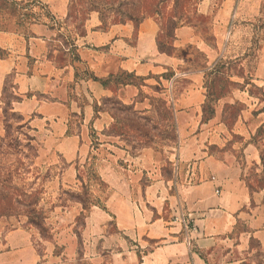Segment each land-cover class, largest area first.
Here are the masks:
<instances>
[{"label":"rangeland","instance_id":"rangeland-1","mask_svg":"<svg viewBox=\"0 0 264 264\" xmlns=\"http://www.w3.org/2000/svg\"><path fill=\"white\" fill-rule=\"evenodd\" d=\"M235 9L240 14L231 22ZM146 18L157 22L158 49L166 53L173 52L176 21L177 25L193 24L200 36L212 43V22H226L229 18L232 35L227 33L224 57L212 71L205 73L207 98L201 122L207 125L196 132L204 141L206 154L234 157L246 185L255 192V199L264 204V115H258L264 110V88L251 81L252 76L264 75V0H0V35L15 36V50L21 51L24 38L48 34L50 40L46 46L50 57L59 64L77 62L76 77L88 76L107 89L105 94L95 91L90 106L94 119L102 112L109 120V125L104 127L102 123L94 125L92 118L86 123L89 153L80 161L68 162L52 147L45 148V132L41 129L37 133L36 128L39 114L26 118L13 110L12 104L20 100L11 67L16 58L7 47L0 46V234L14 228H28L38 250L57 236L64 243L55 245L54 253L68 246L69 251L81 256L87 245L84 225L88 211L91 206L102 208L111 196L110 184L100 174L108 169L104 162L108 157L107 149L100 146L103 140L120 144L129 157L151 148L159 171L164 176L172 173L174 167L169 156L177 153V120L165 99V89L157 84L142 88L137 98L143 104L135 107L134 103H124L117 95L118 89L125 85L123 83L138 84L141 78L126 71L101 78L87 74L82 60L87 53L77 45L92 19L99 22L98 29L117 23H129L135 29ZM134 38L135 30L126 41L132 44ZM2 40L5 43V39ZM176 54L188 55L193 66L203 64V54L192 46L180 48ZM28 58L30 62L33 59ZM233 74L245 80L232 81ZM237 89H245L254 104L252 107L247 108L234 97ZM36 95L50 99L43 94ZM70 96V104L73 99L75 104L72 112L71 106L68 107L67 133H76L83 122L87 101L84 94ZM40 125L44 126L43 122ZM214 140H219L220 146L208 144ZM148 159L142 158L143 165L138 166L144 168ZM118 164L119 160L113 166L117 172L121 170ZM187 168L195 173L198 165L182 166V170ZM204 176L208 179L210 173ZM144 179L142 176L139 182L143 183ZM111 181V189L121 183L118 177ZM257 214L264 225V205ZM104 229L113 232L112 221H108ZM249 229L238 221L231 233L207 246L212 255L210 260L244 257L242 264H262L264 247L253 236L244 234ZM231 248L233 252L225 257ZM77 259L64 264H88L84 259Z\"/></svg>","mask_w":264,"mask_h":264},{"label":"crops","instance_id":"crops-1","mask_svg":"<svg viewBox=\"0 0 264 264\" xmlns=\"http://www.w3.org/2000/svg\"><path fill=\"white\" fill-rule=\"evenodd\" d=\"M239 14L235 9L231 22ZM231 22L229 18L226 22H212V43L200 36L193 24H179L173 31V52L166 53L158 49L159 27L152 18L143 19L135 29L129 23L98 29L99 22L90 21L85 34L77 40L81 51L87 53L86 58L81 57L87 74L101 78L126 71L141 78L140 83L122 85L117 91L124 103H134L135 107L143 104L137 98L142 88L157 84L165 89V99L172 106L177 120V153L169 156L173 171L169 176L159 171L151 148L129 157L120 144L103 140L100 146L107 149L108 157L104 162L108 169L100 174L110 184L111 196L102 208L90 207L84 225L87 245L81 256L76 251H69L68 246L62 252L54 253L55 245L64 243L57 236L52 242L44 243L40 251L34 244L30 229L14 228L0 234V264H64L78 260V257L88 264H242L244 257L211 261L209 257L212 255L207 249L223 235L231 233L238 221L250 228L244 234L253 236L264 247V225L257 214L264 204L255 199V192L246 185L234 157L206 154L204 141L196 132L207 125L201 122L207 98L205 73L212 71L224 57L228 46L225 39L232 35ZM134 30V42L130 44L126 40ZM48 40L46 33L42 36L32 34L29 39H23V49L16 51V37L0 35V46L7 47L16 58L11 67L20 100L12 107L26 118L38 113L36 128L37 133L41 129L45 132L44 147H52L66 161L74 163L89 153L86 123L92 118L94 125H109L105 113L100 112L94 119L90 106L95 91L101 90L105 94L107 89L88 76L76 77L77 62L57 63L48 54ZM191 46L204 56L201 67L193 66L188 55L176 54L180 48ZM29 56L33 57L31 62ZM230 79L236 82L245 80L235 74ZM251 81L264 88V75L252 76ZM38 93L50 99H40L36 95ZM73 93L84 94L87 102L79 131L67 133L68 107L71 106L70 112L74 111V99L70 104ZM233 95L247 108L254 105L245 89H237ZM258 115H264V110ZM41 122L44 126L40 125ZM210 143L219 145V140ZM145 157L149 159L148 164L142 166L144 170L138 164L143 165L141 160ZM117 160L121 169L118 172L113 169ZM187 163L198 165L195 173L189 168L182 170ZM205 173H210L208 179ZM142 176H145L143 183L139 182ZM117 177L121 183L118 188L111 189V179ZM177 213L195 226L189 245L185 242L187 231L173 219ZM108 221L113 223V232L104 229ZM233 249H229L225 257L230 256Z\"/></svg>","mask_w":264,"mask_h":264},{"label":"built area","instance_id":"built-area-1","mask_svg":"<svg viewBox=\"0 0 264 264\" xmlns=\"http://www.w3.org/2000/svg\"><path fill=\"white\" fill-rule=\"evenodd\" d=\"M216 192H218L216 190ZM174 221L180 223L182 227L187 231L188 235L185 237V242L189 245L190 244V234L195 230V226L192 224V222L185 218L181 213H177L173 217Z\"/></svg>","mask_w":264,"mask_h":264},{"label":"trees","instance_id":"trees-1","mask_svg":"<svg viewBox=\"0 0 264 264\" xmlns=\"http://www.w3.org/2000/svg\"><path fill=\"white\" fill-rule=\"evenodd\" d=\"M177 22V21H176ZM175 22V24H174V27H173V31H174V29L176 28V26H177V23ZM173 50V49H172ZM136 77V76H135ZM123 84H134V83H123Z\"/></svg>","mask_w":264,"mask_h":264}]
</instances>
